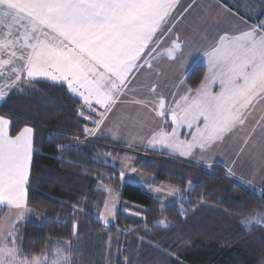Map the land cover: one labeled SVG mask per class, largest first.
Instances as JSON below:
<instances>
[{
    "label": "trees",
    "instance_id": "trees-1",
    "mask_svg": "<svg viewBox=\"0 0 264 264\" xmlns=\"http://www.w3.org/2000/svg\"><path fill=\"white\" fill-rule=\"evenodd\" d=\"M205 73L194 67L188 84L197 88ZM34 85L30 94L12 93L0 109L12 120V135L28 124L35 129L29 216L16 241L23 257L51 254L71 241L77 264H264V222L247 226L264 209V194L227 178L221 166L206 170L92 140L84 129H94L97 116L81 115L78 95L64 83ZM131 154L139 171L180 189L186 200L165 204L140 185L123 184L111 158ZM100 184L121 190L109 225L100 220L107 201ZM5 213L0 207V220Z\"/></svg>",
    "mask_w": 264,
    "mask_h": 264
},
{
    "label": "snow or ice",
    "instance_id": "snow-or-ice-1",
    "mask_svg": "<svg viewBox=\"0 0 264 264\" xmlns=\"http://www.w3.org/2000/svg\"><path fill=\"white\" fill-rule=\"evenodd\" d=\"M175 0H0V100L22 89L37 76L66 83L78 95L99 129L129 87L133 70H153L157 43L170 31L165 27ZM159 33V35H157ZM151 45V47H149ZM169 59L182 62L185 45L179 36L164 50ZM187 55H192L190 52ZM209 74L198 88L166 98L149 87L152 99L130 101L171 118L148 143L190 156L204 153L235 136L252 118L255 105L264 103V21L239 35L223 34L204 53ZM195 59V56H193ZM190 66V65H189ZM218 84L219 92L212 86ZM99 106L103 111H99ZM261 119H264L262 117ZM9 121L0 117V205L26 209V184L33 153L32 129L8 132ZM259 124V121H257ZM187 128L189 140L179 132ZM84 131L94 135L87 128ZM211 166V165H209ZM123 176V173H121ZM108 223L107 220L104 221ZM264 222V209L253 221ZM75 227V226H74ZM0 237V264H73L71 241L51 254L23 257L9 239ZM10 243L12 246H9Z\"/></svg>",
    "mask_w": 264,
    "mask_h": 264
},
{
    "label": "crops",
    "instance_id": "crops-1",
    "mask_svg": "<svg viewBox=\"0 0 264 264\" xmlns=\"http://www.w3.org/2000/svg\"><path fill=\"white\" fill-rule=\"evenodd\" d=\"M167 20L170 23L166 24L165 27H169L170 31L157 41L159 47L152 53L156 57L152 61L153 70L148 71L145 68H141L138 71L133 70L129 84L133 91L128 94L127 98L121 97L123 102L116 104L99 129L95 127L90 131L94 132V135H89V138L133 151L139 150L145 153L164 154L170 158L206 170L221 166L227 178L261 197L264 194V119H261L264 117V103L255 105L252 118L232 138L217 143L215 147L207 152L194 151L190 156H182L179 151L162 147L159 143H156L155 146L148 143L153 136L158 135L160 130H167L171 126V118L156 116L151 108H144L130 101L142 97L152 99L156 94L150 93L148 89L151 86H155L156 93L166 98L165 110H167L171 105L173 96L178 97L187 89H191L194 92L196 88H192L188 84V78L196 66L205 67V76L209 74L207 57L204 55L209 46L215 42L218 36L225 33L239 35L241 32L248 30L250 26L264 21V0H175ZM176 36H179L181 44L185 45L186 55L182 62L169 59L164 54V50L171 47V41ZM189 52L192 55H187ZM193 56H195V59H193ZM37 80L53 81L44 76H37L22 89L18 88L7 92L4 99L0 100V109L5 99L12 93L26 95L34 91V84ZM54 82L63 83L60 81ZM3 83V79L0 78V85ZM212 91L219 92V85H213ZM0 117L10 122L7 130L12 135L11 118L1 114V110ZM257 121H259V124H257ZM26 127L32 129L34 152L35 129L33 125L28 124L20 132ZM179 138L184 141L189 140L191 138L190 131L186 127L181 129ZM32 160L33 153L29 166L28 182ZM147 183L157 188L164 186V183H158L154 177L151 180H147ZM27 186L28 183L25 186L26 219L29 216ZM0 207L6 208V213L0 222L10 209H16L11 206L5 207L4 205H0ZM254 223L248 222L247 226L250 227ZM9 239L11 241V237Z\"/></svg>",
    "mask_w": 264,
    "mask_h": 264
},
{
    "label": "rangeland",
    "instance_id": "rangeland-1",
    "mask_svg": "<svg viewBox=\"0 0 264 264\" xmlns=\"http://www.w3.org/2000/svg\"><path fill=\"white\" fill-rule=\"evenodd\" d=\"M133 152L145 153L144 151L139 150H134ZM150 153L152 154V152ZM111 162L113 163V165L119 168L121 173H123V176H121V181L123 184L132 183L135 185H140L145 190L154 194V196H156L157 198L163 200L165 204L173 202L174 200H176V198L185 200L187 198L180 189L168 183H164V186H162V188H157L156 186H153L151 184L148 185L147 180H151L152 175L139 171L135 167V156L132 154L126 155L119 160H117L116 158H111ZM99 188L107 193L106 205L102 211L100 220L103 222V224L109 225L114 222L115 214L119 208L121 190L105 184H100ZM26 215L27 209H10L4 219L0 222V237L7 235L9 231L12 230L10 237L11 240H14L16 248L18 228L20 224L27 220ZM105 220H107L108 223H105ZM9 246H12V244H10ZM72 257L74 256H71L73 264H77Z\"/></svg>",
    "mask_w": 264,
    "mask_h": 264
}]
</instances>
